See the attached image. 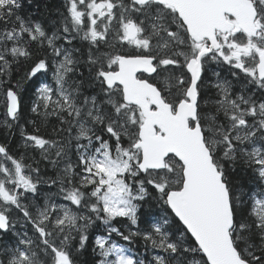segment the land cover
I'll return each instance as SVG.
<instances>
[{
	"label": "snow or ice",
	"instance_id": "obj_1",
	"mask_svg": "<svg viewBox=\"0 0 264 264\" xmlns=\"http://www.w3.org/2000/svg\"><path fill=\"white\" fill-rule=\"evenodd\" d=\"M21 8L20 0H0L3 124L20 128L25 149L63 163L50 184L69 203L52 195L29 201L45 183L38 165L0 144V239L17 223L13 211L33 229V237L13 232L0 264H76L71 241L79 237L77 253L85 248L94 221L107 229L95 237V264H146L113 233L150 245L147 264H264V0H67L62 32L51 35ZM76 37L89 44L86 61L67 46ZM32 44L43 56L33 59ZM101 44L109 51L101 53ZM125 44L135 54L116 50ZM21 58L32 62L13 85ZM211 63L230 66L235 78L239 70L247 83L234 93L216 73L214 111H207L201 94ZM85 65L87 82L99 87L94 95L84 94L82 73L75 79ZM42 70L52 81L33 83L31 112L56 117L59 140L18 124L23 85ZM153 74L162 80L150 82ZM237 161L252 173L246 190L228 177L225 162ZM149 197L162 212L149 228L125 234L112 226L116 218L136 226Z\"/></svg>",
	"mask_w": 264,
	"mask_h": 264
},
{
	"label": "trees",
	"instance_id": "obj_2",
	"mask_svg": "<svg viewBox=\"0 0 264 264\" xmlns=\"http://www.w3.org/2000/svg\"><path fill=\"white\" fill-rule=\"evenodd\" d=\"M26 1L27 0H20L21 4L25 3ZM47 5H48V2H47ZM47 5H45V6H47ZM25 6L28 8L25 9ZM25 6H24V9L26 11L31 10L30 12H34V13L38 14V15H33V16H39L41 14V7L44 8L43 7L44 5L41 4V0H31V3L28 5H25ZM49 9H50V11H53L55 9V7L51 6L49 8L44 9L43 15H46L47 14L46 11H49ZM55 17L56 16L54 15L53 19H55ZM46 21L48 22V24H52L50 27H55V24L57 23V22L56 23L50 22L51 20L50 21L46 20ZM37 55L42 56V54L40 52ZM35 56L36 55L33 54V59H35ZM85 56L86 57H84V59H82V61H86L88 54H85ZM28 62H29L28 65L26 64L25 61H24V63H22L20 61L18 64L13 65L12 74H11V81H12L13 85L16 84L17 80H20L22 77H24L25 72L27 70H29V65L31 64L32 61L30 60ZM81 73L83 74V78H85L86 84H84V85L86 87H91L93 90H95V91H93L94 94L97 91H99L98 86H90V83L87 82L86 78L88 76V71H87L86 65L80 69V72L78 73L77 79L82 78ZM3 79L7 80L8 77H4ZM231 83L236 84V86H235V89H236V87L238 86L237 85L238 80H235V82L231 81ZM93 93H90V94L94 95ZM33 94H34L33 82L30 83V82L26 81V83L23 85V88L21 90V96L23 98H22V108H21V119L19 120V122H20L19 124L24 126V130L27 133L35 134L37 132V130H39V134L44 133L48 136L53 135V136L57 137V139L59 140L60 137L56 136L54 134V131H53L54 129L60 127L59 121L57 119L52 118V117H48L46 119L44 117H40L37 114L32 113L30 110L31 108L28 107L29 100L31 99V97H34ZM201 95L203 97L209 99V100H210V98H212V100H214V98H216L217 94L214 92V89L212 87H207V89L204 90ZM212 100H211V102H212ZM209 107H210L211 111H214V109L211 107V105ZM2 112H5V107L3 105V99H2V104L0 106V120L3 117ZM64 137L65 136H63V138ZM22 142L23 141L21 139V132H20L19 127H14L13 129L8 130L4 126L3 122H0V143L4 144L6 147H8L10 152L13 155H15V153L18 150H20L21 148H22L21 151L23 152L24 148L22 146ZM125 146H127L126 142H125ZM22 152H21L20 156L21 155L32 156L31 158L33 161L29 162V163L32 164L33 167L38 165V167L40 169V162H38L37 159L33 158V157L38 158L36 153H33L32 151H29V150H26V152H23V153ZM225 167L228 171V177L233 182L234 185L242 187L244 190H246L247 187L253 182L251 170L246 169L245 165L243 163H241L240 161H237L235 165H232L229 162H225ZM47 172H49V171H47ZM56 176L57 175L54 176V174L48 173L46 175H42V178L46 179L47 182H50L52 179H55ZM58 188H59V186H57V189ZM160 208H161V206L149 197L148 200L143 205V207L141 209V213H140V211L138 213V225H139V223H141V225L144 228H148L149 227L148 224L151 223V218H152L150 213L155 212L157 209H160ZM16 215H17V213L14 211L12 213V216L15 217ZM20 217L23 218L22 215ZM120 221H123L124 224H126V223L128 224V221L125 218H116L113 221L112 226L116 227V226L120 225V223H119ZM91 226L88 229V235H91L93 232L95 234V237H96L97 235L106 234V232H107V229L103 226L101 221H95L94 226L92 228H91ZM142 226H140V228H142ZM174 226H176V225L174 224ZM32 232H33V229H32ZM112 239L116 240L120 244L128 247L132 251V253L137 255L139 258L144 259L146 261V264H147L148 260L150 259L149 245H145L142 238H135V239L133 238V240L131 242H126V241H123L115 233H113ZM7 242H8V244L6 243V244H3L2 246H9L11 241L7 240ZM93 244L89 245L88 243H86L85 248L80 249L79 253H77L76 250L79 248V239H77V237H75V239L73 241H71V248H72V251L74 254V258L76 260V264H95V261L98 260L99 257L96 253L93 252ZM2 246H1V248H2ZM1 256H2L1 259H4L2 254H1ZM41 256L43 257V255H41Z\"/></svg>",
	"mask_w": 264,
	"mask_h": 264
},
{
	"label": "flooded vegetation",
	"instance_id": "obj_3",
	"mask_svg": "<svg viewBox=\"0 0 264 264\" xmlns=\"http://www.w3.org/2000/svg\"><path fill=\"white\" fill-rule=\"evenodd\" d=\"M47 2H48V5H47ZM31 2H29L28 0L25 2V3H22V8H21V10H20V12H19V14L21 15V16H23V17H25V18H31V20H33V21H36V22H39L42 26H43V28H44V30L46 31V32H48V27H47V21L46 20H53V22H58L57 23V27H58V29L59 30H61V32H62V21H63V19H64V17L65 16H67V0H41V4H43L44 6V8H42L41 7V14L39 15V16H33L32 14H31V12H28V11H26L25 9H24V6L25 5H28V4H30ZM45 5H47V6H45ZM51 6H54L55 7V9L53 10V11H50V9H49V11H46V15H43V13H44V9H46V8H49V7H51ZM23 14V15H22ZM32 15V16H31ZM56 16L55 17V19H53V16ZM52 22V21H51ZM53 32H51V34H52ZM109 40L111 41L112 40V37L111 36H109ZM60 43H64V41H60ZM74 45V46H73ZM68 47H73L74 49H80V53H77V55H80L81 53L83 54V55H85V54H88V52H89V44H88V42H86V41H82L79 37H76L74 40H73V42H72V44L71 45H67ZM76 47V48H75ZM37 49H38V47H35V49L33 50V54H35V53H39V52H37ZM116 50H118V51H121V52H128V53H132V54H135V52L137 51L136 49H134L133 47H131V46H128V45H123V46H120V45H116ZM99 51L102 53V52H105V51H109V46L108 45H104V44H101L100 46H99ZM41 53V52H40ZM37 54H35V55H37ZM42 54V56H43V52L41 53ZM22 59L23 58H21L20 59V61H22ZM82 59V58H81ZM84 59V58H83ZM50 68H51V64H50ZM230 70H232L231 68H230V66H228V65H224V64H220V65H218V64H216V63H211V64H209L208 65V67H207V69H206V71L203 73V84H202V92L204 91V90H206L207 89V87H212L213 89H214V92L217 94V89L215 88V84L217 83V76H216V73H219V78H220V80H223L224 79V77L226 76V77H229L230 79V82L231 81H233V82H235V80H237V78H235V77H233L232 76V74H230L229 73V71ZM235 71H239V70H235ZM48 73H51V72H48ZM240 74L242 75V77H244V74L243 73H239L238 72V75H239V77H240ZM45 75V72L42 70L40 73H38L37 75H36V77L34 78V81H33V83H35V82H43V81H45V82H49L50 80L52 81V73L51 74H47V77H45L44 76ZM149 74H147V73H145L144 74V76L145 77H147ZM77 77H78V73H77V75H76V77H75V79H77ZM162 80V76H155L154 74H153V80L152 81H150V82H158V81H161ZM26 83V82H25ZM24 83V84H25ZM86 84V83H85ZM37 86H38V84H37ZM232 86H233V89H234V87H235V85L234 84H232ZM237 89L239 90V87L237 86ZM93 91H95V90H93L91 87H86L85 85H84V94L85 95H91L90 93H93ZM34 92H35V87H34ZM236 92V91H235ZM237 93V92H236ZM94 94V93H93ZM31 98H33V97H31ZM216 98H217V95H216ZM216 98H214V100L216 99ZM205 100H208L209 101V104H208V106H207V111H211V109H210V105H211V100H212V98H210V100L209 99H207V98H205V97H203L202 95H201V105H202V108H204L205 107V105H204V101ZM214 100H212V101H214ZM40 117H42V116H40ZM50 117H52V118H56V117H54V116H50ZM40 135H42V136H44L45 138H48V139H57V137H55V136H53V135H46V134H44V133H41ZM66 135V134H65ZM73 135H74V133H73ZM64 136V135H63ZM59 137V136H58ZM107 138V137H106ZM64 140L66 139L65 137L63 138ZM68 139H69V136H68ZM22 146H23V148H24V150H23V152H25L26 150H29V151H32L33 153H36L37 154V156H38V158L40 159H38V158H35V157H33L34 159H37V161L38 162H40V177L42 178V175H46V174H54V176H55V174H56V169H59V170H61L62 168H63V163H61L59 166H54L52 163H51V161L50 160H45V159H43V157H42V155H41V152L37 149V150H32V149H25V147H24V145H23V142H22ZM22 149V148H21ZM21 149L20 150H18L20 153L22 152L21 151ZM75 143L73 142L70 146H69V157L71 158V160H72V162L73 163H75V161H76V155H75ZM22 152V153H23ZM16 156V155H15ZM18 157V156H17ZM26 157V162H32L33 160H32V156H25ZM52 158L53 159H55V156H54V153H53V156H52ZM47 162H50L51 163V169L49 170V172H47V170L45 169L46 168V163ZM43 167H44V169H43ZM77 171H78V169H77ZM44 181H45V183H42V184H40L39 186H38V188H39V193H40V195H39V198L41 197L43 200H44V197H45V195L48 193V194H52L54 191H58V189H57V186H59V185H55V186H53V185H51L50 184V182H47V180L46 179H43ZM49 189V190H48ZM45 194H43V193ZM43 200H41V202L43 201ZM73 207H75V206H73ZM93 225V224H92ZM139 227H140V223H139V225H138ZM92 227V226H91ZM89 228H90V226H89ZM88 228V229H89ZM77 237V239L79 238L78 236H76ZM89 237H91V235H89ZM2 240H4V238H2Z\"/></svg>",
	"mask_w": 264,
	"mask_h": 264
},
{
	"label": "rangeland",
	"instance_id": "obj_4",
	"mask_svg": "<svg viewBox=\"0 0 264 264\" xmlns=\"http://www.w3.org/2000/svg\"><path fill=\"white\" fill-rule=\"evenodd\" d=\"M48 34L49 35H51V33H49L48 32ZM31 47H32V49L34 50L35 49V47H39L37 44H32L31 45ZM42 53V52H41ZM78 56H80V55H78ZM84 57H86L85 55H82V56H80V58H84ZM86 60H87V58H86ZM24 61L26 62V64L28 65V61H30V60H28V61H26V60H24V58L22 59V63H24ZM48 72H51V70H49V71H47V72H45V77H47V74H51V73H48ZM240 78V77H239ZM228 80V81H230L229 80V78H224L223 80ZM43 82H45V81H43ZM49 83H51V80L49 81ZM237 85H238V87H245V85H246V83H243V81H241V79H238V83H237ZM234 90V89H233ZM236 91V90H235ZM237 93H239V92H237ZM22 97V96H21ZM23 98V97H22ZM2 99H3V97H2V95H0V106H1V104H2ZM33 100H34V97L33 98H31L29 101V103H28V107L29 108H31L32 107V102H33ZM31 110V109H30ZM3 113V117H2V119L0 120V122H3L4 121V119H5V113L4 112H2ZM54 119H57V118H54ZM20 122L18 121V124H19ZM15 130V129H14ZM66 134V135H65ZM64 136H65V138H66V140H68V134L65 132L64 134H63ZM20 152L19 151H17L16 153H15V155L16 156H20ZM27 163H29V162H27ZM30 164V163H29ZM43 169H44V167H43ZM47 171H49L50 169H51V163L50 162H47L46 163V168H45ZM56 171V174L55 175H58V172L60 171L59 169H56L55 170ZM57 177V176H56ZM58 193V191H54L51 195L57 200V202L58 203H66L62 198H59V196H57L56 194ZM48 194V193H47ZM45 195V196H48V195H50V194H48V195ZM41 200H43L41 197L39 198H36L35 200H34V198L31 196V195H29V201H32V202H34V203H39V204H42L43 203V201H42V203H41ZM145 204V203H144ZM141 209L142 208H140L139 210H138V213H139V211H140V213H141ZM150 215L152 216V219H151V223H153V222H155L156 220H158V219H160L161 218V216H162V212H161V208L160 209H157L155 212H151L150 213ZM14 219H16L17 220V223L15 224V227L12 229V231H10V233L8 234V235H6V239L7 240H10L11 241V243H10V245L9 246H14L15 245V242H16V238L13 236V232H16V231H18V232H20L21 234L23 233V232H27L28 233V235L30 236V237H33V232H32V229H31V225H29L28 223H26L24 220H23V218H21L20 216H15V217H13ZM126 219V218H125ZM170 219H171V216H170ZM127 220V219H126ZM128 221V220H127ZM149 221V220H148ZM147 221V222H148ZM151 223L150 224H148L149 225V227H150V225H151ZM128 224H129V221H128ZM148 227V228H149ZM175 226H174V224H173V228H174ZM31 231H30V230ZM137 229H140V227L138 226V224L136 225V226H133V231L135 230H137ZM146 229V228H145ZM79 239V238H78ZM7 240H5V241H2V239H1V241H0V248H1V246L3 245V244H8V242H7ZM150 246V245H149ZM4 246H2V248H3ZM153 254H154V250H152L151 249V246L149 247V256H150V259L148 260V261H151V259H152V256H153ZM41 259L43 260L44 259V257H42L41 256Z\"/></svg>",
	"mask_w": 264,
	"mask_h": 264
},
{
	"label": "bare ground",
	"instance_id": "obj_5",
	"mask_svg": "<svg viewBox=\"0 0 264 264\" xmlns=\"http://www.w3.org/2000/svg\"><path fill=\"white\" fill-rule=\"evenodd\" d=\"M28 7H26L25 6V9H27ZM29 11V10H28ZM31 11V10H30ZM29 11V12H30ZM32 13V15H38V14H36V13H34V12H31ZM23 15V14H22ZM31 15V16H32ZM50 21V20H49ZM52 21V20H51ZM50 21V22H51ZM53 22V21H52ZM58 23V22H57ZM57 23L55 24V27H50L52 24H48L47 23V27H48V32L49 33H51V32H54V31H56L57 29H58V27H57ZM47 32V33H48ZM74 46V45H73ZM73 48V47H72ZM76 48V47H75ZM77 49V48H76ZM36 54V53H35ZM232 71H233V69L232 70H230L229 71V73L231 74L232 73ZM239 72V71H238ZM240 73V72H239ZM224 78H229V77H224ZM230 79V78H229ZM238 79H241V81H243V83H247L246 82V80H245V78L244 77H242V75L240 74V78H237V80ZM235 86H236V84H234ZM252 87H254V86H252ZM242 89V87L240 88L239 87V90L237 89V87H236V89H235V87H234V90H233V92L234 93H236V92H240V90ZM235 90H236V92H235ZM34 95V94H33ZM30 102V101H29ZM27 114V113H26ZM66 140V139H65ZM17 150V149H16ZM26 152V151H25ZM49 190V189H48ZM43 193V192H42ZM44 194V193H43ZM48 195V194H47ZM42 203V202H41ZM152 219V218H151ZM95 222V221H94ZM120 223V225H118V226H116V227H118V228H120V230L122 231V232H124L125 234H127V232L129 231V230H131V231H133V226L131 227V229H129L128 227H127V225H129V224H124V222L123 221H120L119 222ZM94 226V223H93V225H92V227ZM140 226H142L141 225V223H140ZM91 227V228H92ZM145 228L142 226V228H140V230H144ZM135 231V230H134ZM135 238H140V237H134V239ZM94 239H95V234L92 232V234H91V237H90V239H89V241L87 242L89 245H91V244H93L94 243ZM150 247V246H149Z\"/></svg>",
	"mask_w": 264,
	"mask_h": 264
}]
</instances>
